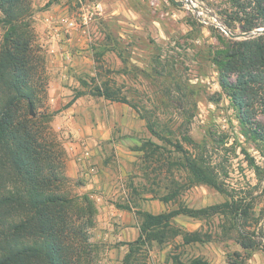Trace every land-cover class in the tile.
Listing matches in <instances>:
<instances>
[{"label": "rangeland", "instance_id": "rangeland-1", "mask_svg": "<svg viewBox=\"0 0 264 264\" xmlns=\"http://www.w3.org/2000/svg\"><path fill=\"white\" fill-rule=\"evenodd\" d=\"M225 2L30 1L33 46L45 88L43 105L34 112L39 119L50 116L43 129L63 150L69 192L88 193L95 203L94 264H173L175 256L185 263L227 264L228 253L244 252L236 242L240 231L264 245V142L243 133L228 98L211 101L223 92L211 61L218 42L209 25L223 31L217 8ZM64 18L74 22L71 35L54 32ZM3 34L0 26V42ZM105 82L129 104L88 93ZM77 91L87 94L74 100ZM146 119L164 141L152 135ZM259 120L264 122V116ZM167 138L213 168L227 194L196 184ZM147 143L161 149L150 161L141 150ZM175 192L171 201H163ZM227 201L247 215L174 219L173 228L198 233L202 242L185 244L179 235L162 244L128 247L139 237V212L160 214ZM246 264H264V253L248 252Z\"/></svg>", "mask_w": 264, "mask_h": 264}, {"label": "trees", "instance_id": "trees-1", "mask_svg": "<svg viewBox=\"0 0 264 264\" xmlns=\"http://www.w3.org/2000/svg\"><path fill=\"white\" fill-rule=\"evenodd\" d=\"M30 1L0 0V26L4 29L0 42V264H94L97 256L90 230L96 215L95 203L88 193L69 192L71 179L65 173L63 150H58L60 145L49 138L47 128L43 129L44 120L50 122V116L39 119L32 115L43 105L40 97L45 88L40 83L41 60L33 46ZM225 1L217 8V15L228 31L235 34L237 30L250 32L264 27V0ZM209 26L218 42L210 54L223 92L211 101L219 103L223 95L228 98L243 133L264 142V122L259 120L264 116V35L235 40L216 26ZM102 84L89 88L88 93L129 104L119 89L110 83ZM85 94L77 91L74 100ZM146 123L154 137L165 140L153 121L146 119ZM185 140L194 143L191 137ZM167 142L174 145L182 160L180 165L196 184L227 194L213 168L191 155L180 142L168 138ZM141 150L150 161L161 149L147 143ZM177 193L163 201L168 203ZM220 214L239 220L247 210L241 211L233 201H227L160 214L139 212V237L128 247L148 242L162 244L179 235H183L185 244L202 242L198 233L173 228L174 219L184 215L207 220ZM236 242L244 252L228 253L227 264H246L247 253L257 249L264 253V245L246 231H240ZM129 257L130 254L125 256V263ZM173 264L209 262L194 259L185 263L175 256Z\"/></svg>", "mask_w": 264, "mask_h": 264}, {"label": "water", "instance_id": "water-1", "mask_svg": "<svg viewBox=\"0 0 264 264\" xmlns=\"http://www.w3.org/2000/svg\"><path fill=\"white\" fill-rule=\"evenodd\" d=\"M175 4H177V5H181L182 3L183 4H187V5H191L192 4V2H193V0H186L185 2H179V1H176V0H172ZM192 9L195 11V12H197L198 13V8L197 7H192ZM196 17L197 18H199L198 17V15H196ZM222 27V26H221ZM222 29H223V31L230 37V38H232V39H237L238 38V40H247V39H253V38H255V37H257V36H260V35H264V27H261V28H257V29H255V30H253V31H250V32H242V33H237V34H233V33H231V32H229L228 30H226L225 28H223L222 27ZM32 115L34 116L35 115V113H33L32 112Z\"/></svg>", "mask_w": 264, "mask_h": 264}, {"label": "built area", "instance_id": "built-area-1", "mask_svg": "<svg viewBox=\"0 0 264 264\" xmlns=\"http://www.w3.org/2000/svg\"><path fill=\"white\" fill-rule=\"evenodd\" d=\"M73 20L70 18H64L61 20V24L63 27H54V32L57 35H60V33L64 32L66 35H71V31L74 29ZM61 31V32H60Z\"/></svg>", "mask_w": 264, "mask_h": 264}]
</instances>
